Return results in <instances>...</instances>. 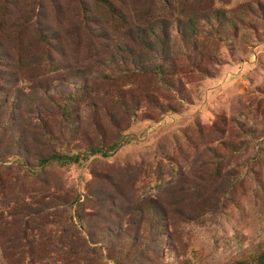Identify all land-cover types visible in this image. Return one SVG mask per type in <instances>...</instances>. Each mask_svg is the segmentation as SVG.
Here are the masks:
<instances>
[{"label":"rangeland","instance_id":"374dc122","mask_svg":"<svg viewBox=\"0 0 264 264\" xmlns=\"http://www.w3.org/2000/svg\"><path fill=\"white\" fill-rule=\"evenodd\" d=\"M242 1L231 0V6ZM93 4L89 0H0V62L11 63L13 53L43 50L60 65L50 71L44 58L22 57L21 73L8 77L0 64V101L8 99L9 106L14 91L23 86L31 106L38 98L45 102L46 92L57 95L84 79L103 83L104 75L121 68V62L107 61L120 40L127 42V24L108 14L100 20ZM18 22L23 29L16 27ZM36 30L48 43L35 39ZM258 36L260 40H251L246 51H237L234 57L222 48L208 76L183 68L191 103L157 122L131 126L108 159L96 155L78 165L55 164L43 170L41 179L56 181L74 196L90 191L88 199L82 196L80 201L90 226L97 230L95 239L104 230L117 232L113 253L124 246L117 245L125 242L123 232L133 239L132 245L131 240L125 242L124 254L127 249L129 254L122 264L166 261L155 258L149 245L136 253L141 241L137 215L144 214L151 200L169 218L173 215L167 242L176 259L192 264L234 260L251 264L264 253V151L260 150L264 138L248 135V130L264 129V29ZM41 107L48 110L46 105ZM33 112L23 116L36 131L27 129L24 138L28 146L33 143V151H39L49 136L30 122ZM13 114L18 113L13 110ZM221 141L236 143L234 151H221ZM0 156L6 158L0 168L16 180L0 194V228L5 225V235L0 237L7 240L15 229L18 233L0 243V264H114L85 231L78 230L82 240L75 229L57 228L58 215L64 218L65 211L51 207L38 194L35 188L40 180L31 182L4 148ZM171 159L177 170L174 176ZM199 202L207 211L198 217L189 210ZM38 231L43 235L40 244Z\"/></svg>","mask_w":264,"mask_h":264},{"label":"trees","instance_id":"16d2710c","mask_svg":"<svg viewBox=\"0 0 264 264\" xmlns=\"http://www.w3.org/2000/svg\"><path fill=\"white\" fill-rule=\"evenodd\" d=\"M89 2L95 3L92 6L95 13H99L100 20L108 14L118 18L121 25L127 24V42L120 40L107 61L113 64L121 62L118 64L121 68L104 75L103 83L84 79L80 85L57 95L46 92L44 94L48 98L45 102L38 98L31 106L24 87H17L9 106L8 99L0 101V149L4 148L6 154L14 158L31 182L40 180L35 189L51 207H61L65 211L64 218L58 215L57 228L75 229L78 234V230L85 231L87 237H91L89 240L108 253L114 264H122L129 254L128 249L124 254L125 247H128L125 242L131 240L132 245L133 239L123 232L125 242L117 245L124 246L116 247L113 253L112 245L118 242L117 232L113 235L104 230L95 239L97 230L90 226L89 214L80 201L82 196L88 199L90 191L74 196L72 191L62 190L56 181L50 183L41 179L43 170L55 164L62 167L78 165L96 155L106 160L119 149L126 132L134 124L157 122L170 112H181L185 104L191 103L183 68L190 74L208 76L211 64L217 63V55L222 48L234 57L237 51L245 52L251 40H260L259 30L264 29V0H243L236 6H231V0H154L153 4L135 0ZM16 27L24 28L20 22ZM35 39L39 43H48L38 30L35 31ZM22 57L27 61L44 58L48 70L60 69L56 59L50 58L43 50L33 54L30 51L13 53L11 63L0 62L6 76L21 73ZM4 104L9 110L2 109ZM41 105H46L48 110ZM13 110L18 114L14 115ZM32 111L30 122L47 131L49 136L39 151H33V143L28 146L24 138L27 129L35 130L29 118L23 116ZM11 130H14L12 134ZM248 135L264 138V129L258 133L248 130ZM235 146L236 143L231 141L219 142L224 152L228 149L234 151ZM260 150L264 151L263 146ZM5 161L6 158L0 156V162ZM170 164L174 176L177 173L175 161L171 159ZM11 176L9 170L0 168V194L10 188L9 182L16 181ZM204 207V202H199L189 212L199 217L207 211ZM144 211L143 215H137L141 241L137 244L136 253L149 245L155 258L166 259L158 264H192L174 258L167 242L170 229L174 227L173 215L169 218L168 213L152 200ZM4 226L0 228L3 235ZM10 234L7 240L0 237V243L18 236L16 229ZM37 235L40 244L43 235L40 231ZM79 237L84 240L80 234ZM230 264L248 263L234 260ZM251 264H264V253Z\"/></svg>","mask_w":264,"mask_h":264}]
</instances>
